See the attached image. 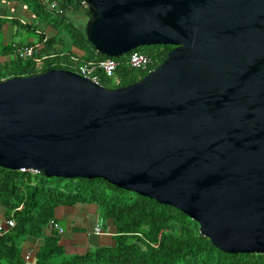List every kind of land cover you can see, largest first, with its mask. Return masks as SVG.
I'll use <instances>...</instances> for the list:
<instances>
[{
    "label": "water",
    "instance_id": "water-1",
    "mask_svg": "<svg viewBox=\"0 0 264 264\" xmlns=\"http://www.w3.org/2000/svg\"><path fill=\"white\" fill-rule=\"evenodd\" d=\"M106 57L170 45L106 88L49 69L0 81V167L103 179L172 206L226 253L264 254V0H84Z\"/></svg>",
    "mask_w": 264,
    "mask_h": 264
},
{
    "label": "trees",
    "instance_id": "trees-1",
    "mask_svg": "<svg viewBox=\"0 0 264 264\" xmlns=\"http://www.w3.org/2000/svg\"><path fill=\"white\" fill-rule=\"evenodd\" d=\"M32 2L35 11L53 14L54 28H63L70 43L82 55L79 61H97L112 58L118 65L115 70L117 82L98 72L103 87H121L142 78L146 71L131 68L128 54L121 57H106L98 53L87 41L85 26L75 25L70 15L83 8L84 0H59L62 15L45 10L37 0ZM46 11V12H45ZM86 14L87 12L84 11ZM54 39L46 41L45 47L55 51ZM11 48V47H9ZM172 48L170 45H152L138 48L151 59V68L157 67ZM66 63L69 56L60 57ZM55 61V60H54ZM71 67L60 63L46 62L40 71ZM32 60L16 58L0 65V81L15 76H31L40 73ZM88 203L97 206L100 217L115 228L114 244L83 255H73L62 260L63 264H264V254L226 253L215 247L199 232L198 224L178 209L163 205L153 199L132 191L118 188L103 179L45 177L30 171H15L0 167V204L5 208V217H12L14 228L0 236V262L24 264L21 244L27 238H41L43 244L35 253V264H52L64 255L58 232L49 229L55 220V210L62 206ZM50 230L45 235V230Z\"/></svg>",
    "mask_w": 264,
    "mask_h": 264
},
{
    "label": "crops",
    "instance_id": "crops-1",
    "mask_svg": "<svg viewBox=\"0 0 264 264\" xmlns=\"http://www.w3.org/2000/svg\"><path fill=\"white\" fill-rule=\"evenodd\" d=\"M30 5H33L32 2ZM30 5L23 0H0V65L9 64L17 58L12 50V44L37 47L39 58H43L40 64H35L33 61L35 70L38 72L45 67L46 62L61 63L64 60H61L60 57L64 55L69 57L82 55V52L70 43L63 28H54L53 14L48 15L39 10L35 11ZM84 11H86V6L83 3V8L80 11L70 15V19L75 25L83 26V22L88 19V15ZM50 39H54L53 48L55 51L45 47L46 41ZM64 40L67 50L62 48ZM5 218V208L0 204V221H4ZM54 219L63 230L58 235L64 255L55 258L52 264H63L61 261L70 256L83 255L99 248L111 247L114 244L115 228L109 221L100 217L98 208L94 204L77 203L73 206L58 207L55 210ZM96 225L102 229L103 234H93ZM49 232L50 230H45V235H48ZM43 241L44 236L36 239L27 238L22 242L24 264H35V253ZM27 253L30 254L28 259L25 258ZM0 264L5 263L0 262Z\"/></svg>",
    "mask_w": 264,
    "mask_h": 264
},
{
    "label": "built area",
    "instance_id": "built-area-1",
    "mask_svg": "<svg viewBox=\"0 0 264 264\" xmlns=\"http://www.w3.org/2000/svg\"><path fill=\"white\" fill-rule=\"evenodd\" d=\"M46 11L55 13L56 15H62L63 10L59 7L57 0H37ZM12 50L15 56L22 60H32L35 64H40L43 58H39V51L37 47L33 46H22L20 44H12ZM128 64L131 68L140 69L146 71V73L153 70L150 67L151 59L138 51H131L128 53ZM62 66L71 67L76 73L89 79L91 82L101 85L98 72H102L106 77L112 79L115 83L118 81L115 77V70L118 65L117 61L112 58H103L97 61H79L77 57H69L67 63L62 61ZM15 226V221L12 217L5 218L4 221H0V236H3L10 232ZM49 229H54L58 233L63 230L59 225L52 220L49 224ZM94 235L103 234L102 229L96 225L93 229ZM29 253L25 255V258H29Z\"/></svg>",
    "mask_w": 264,
    "mask_h": 264
},
{
    "label": "rangeland",
    "instance_id": "rangeland-1",
    "mask_svg": "<svg viewBox=\"0 0 264 264\" xmlns=\"http://www.w3.org/2000/svg\"><path fill=\"white\" fill-rule=\"evenodd\" d=\"M87 21V20H86ZM86 21L85 22H83V20H82V22H83V26H85L86 25ZM18 38V37H17ZM65 43V40L63 41V45H62V48L64 49V50H67L68 48H67V45L66 44H64ZM139 50V49H138ZM123 56H125V55H123Z\"/></svg>",
    "mask_w": 264,
    "mask_h": 264
}]
</instances>
